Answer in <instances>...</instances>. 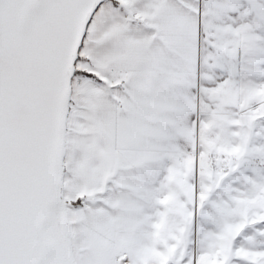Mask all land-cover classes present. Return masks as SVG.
I'll return each instance as SVG.
<instances>
[{"label":"snow or ice","instance_id":"1","mask_svg":"<svg viewBox=\"0 0 264 264\" xmlns=\"http://www.w3.org/2000/svg\"><path fill=\"white\" fill-rule=\"evenodd\" d=\"M0 264H264V0H0Z\"/></svg>","mask_w":264,"mask_h":264}]
</instances>
